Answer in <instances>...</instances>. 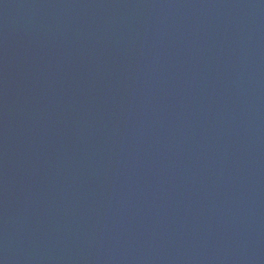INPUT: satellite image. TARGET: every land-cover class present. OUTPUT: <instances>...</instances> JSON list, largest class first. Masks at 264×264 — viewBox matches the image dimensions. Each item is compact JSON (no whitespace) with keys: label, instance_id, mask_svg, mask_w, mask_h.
Instances as JSON below:
<instances>
[{"label":"water","instance_id":"obj_1","mask_svg":"<svg viewBox=\"0 0 264 264\" xmlns=\"http://www.w3.org/2000/svg\"><path fill=\"white\" fill-rule=\"evenodd\" d=\"M0 264H264V0H0Z\"/></svg>","mask_w":264,"mask_h":264}]
</instances>
